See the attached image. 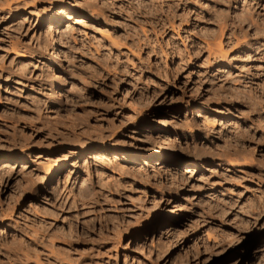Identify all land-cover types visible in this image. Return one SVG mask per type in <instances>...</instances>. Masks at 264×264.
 Listing matches in <instances>:
<instances>
[{"label": "rangeland", "instance_id": "obj_1", "mask_svg": "<svg viewBox=\"0 0 264 264\" xmlns=\"http://www.w3.org/2000/svg\"><path fill=\"white\" fill-rule=\"evenodd\" d=\"M0 264H264V0H0Z\"/></svg>", "mask_w": 264, "mask_h": 264}, {"label": "bare ground", "instance_id": "obj_2", "mask_svg": "<svg viewBox=\"0 0 264 264\" xmlns=\"http://www.w3.org/2000/svg\"><path fill=\"white\" fill-rule=\"evenodd\" d=\"M187 1H189V0H187ZM191 2V1H190ZM57 51V50H56ZM56 54H58V53H56ZM61 55V54H60ZM62 56V55H61ZM57 57V56H56ZM58 58V57H57ZM59 59H60V57H59ZM61 60V59H60ZM64 60V59H63ZM56 61V60H55ZM59 61V60H58ZM57 62V61H56ZM63 62V61H62ZM60 63V62H59ZM59 65H61V64H59ZM127 91H129V90H127ZM126 93V92H125ZM128 93V92H127ZM130 93H131V91H130ZM127 95V94H126ZM56 96V95H55ZM59 96V95H58ZM61 96V95H60ZM123 96H124V94H123ZM60 98V97H59ZM126 98V97H125ZM121 99H122V97H121ZM129 99V98H128ZM131 99V98H130ZM123 100V99H122ZM128 102V101H127ZM122 154V153H121ZM53 168V167H52ZM51 168V169H52ZM50 170V169H49ZM59 170H60V167L56 170H54V171H51L50 173H49V171H48V174H50V176L52 177V176H55L58 172H59ZM62 170V169H61Z\"/></svg>", "mask_w": 264, "mask_h": 264}]
</instances>
